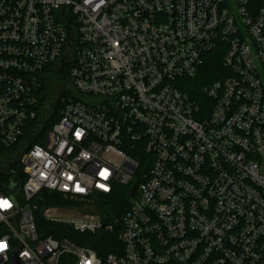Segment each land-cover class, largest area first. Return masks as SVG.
I'll return each instance as SVG.
<instances>
[{
  "label": "built area",
  "instance_id": "obj_1",
  "mask_svg": "<svg viewBox=\"0 0 264 264\" xmlns=\"http://www.w3.org/2000/svg\"><path fill=\"white\" fill-rule=\"evenodd\" d=\"M0 145V264H264V0H0ZM121 188L115 253L39 234Z\"/></svg>",
  "mask_w": 264,
  "mask_h": 264
},
{
  "label": "trees",
  "instance_id": "obj_2",
  "mask_svg": "<svg viewBox=\"0 0 264 264\" xmlns=\"http://www.w3.org/2000/svg\"><path fill=\"white\" fill-rule=\"evenodd\" d=\"M221 69L222 57L218 54L211 55L204 68V75L206 77L204 83L209 84L216 80V73ZM45 87H47V84ZM58 118L59 116L55 111L50 117L47 129L50 128ZM38 141L39 140L35 142ZM11 151H13V149L7 150L0 145V185L3 183H9V189L14 190L17 182L20 184L24 183L26 177L22 173V165L20 164L19 159L15 158L14 162L9 164H6L2 160L3 156ZM7 165L9 167H6ZM11 169L15 170V174L21 172L22 176L19 179L15 176H11L8 173ZM14 180L15 184L13 183ZM65 200L67 199L60 194L42 191L38 198L31 202L32 205H36L37 207L34 210V217L39 234L43 236H52L59 240L67 239L80 247L91 248L95 250L101 258H104L111 253H115L120 247V242L118 240V235L121 230L120 219L129 208V195L126 190L121 188L117 193L110 196H97L95 206L103 223V227H101L95 234L81 233L68 226L50 223L44 218L43 210L45 207L62 206Z\"/></svg>",
  "mask_w": 264,
  "mask_h": 264
},
{
  "label": "rangeland",
  "instance_id": "obj_3",
  "mask_svg": "<svg viewBox=\"0 0 264 264\" xmlns=\"http://www.w3.org/2000/svg\"><path fill=\"white\" fill-rule=\"evenodd\" d=\"M57 90H58L57 86L52 88V90L50 91L51 98L55 96V94L57 93ZM61 208H62L60 209L61 211L53 212L51 214V217L53 219L58 218V217L65 218V219H75V218H78L81 214L93 211L90 208L89 204L79 201V200H72V199L65 200Z\"/></svg>",
  "mask_w": 264,
  "mask_h": 264
},
{
  "label": "water",
  "instance_id": "obj_4",
  "mask_svg": "<svg viewBox=\"0 0 264 264\" xmlns=\"http://www.w3.org/2000/svg\"><path fill=\"white\" fill-rule=\"evenodd\" d=\"M14 184H15V180H14V182H13Z\"/></svg>",
  "mask_w": 264,
  "mask_h": 264
}]
</instances>
